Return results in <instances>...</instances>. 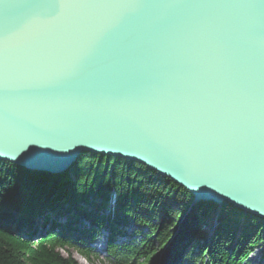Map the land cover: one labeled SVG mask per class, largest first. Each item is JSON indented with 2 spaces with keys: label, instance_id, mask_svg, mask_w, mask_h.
<instances>
[{
  "label": "water",
  "instance_id": "obj_1",
  "mask_svg": "<svg viewBox=\"0 0 264 264\" xmlns=\"http://www.w3.org/2000/svg\"><path fill=\"white\" fill-rule=\"evenodd\" d=\"M85 153L264 220V0H0V160Z\"/></svg>",
  "mask_w": 264,
  "mask_h": 264
},
{
  "label": "trees",
  "instance_id": "obj_2",
  "mask_svg": "<svg viewBox=\"0 0 264 264\" xmlns=\"http://www.w3.org/2000/svg\"><path fill=\"white\" fill-rule=\"evenodd\" d=\"M113 200L115 219L110 226L102 212ZM193 202V195L173 181L114 157L85 153L70 173L59 177L0 160V264H79L61 253L69 249L91 262L88 241L102 229L112 231L110 264H143L145 257L147 264H158L147 257L154 238L164 243L169 230L173 232L185 217L188 234L179 239L177 253L169 249L168 264H250L260 240L264 261V220L228 203L218 208L202 202L192 208ZM214 217V233L208 237L205 227ZM40 219L47 230L37 232ZM84 220L90 231L80 228ZM127 222L147 231L117 245L120 227ZM34 235H39L35 241ZM183 242L191 245L187 253L180 248Z\"/></svg>",
  "mask_w": 264,
  "mask_h": 264
},
{
  "label": "rangeland",
  "instance_id": "obj_3",
  "mask_svg": "<svg viewBox=\"0 0 264 264\" xmlns=\"http://www.w3.org/2000/svg\"><path fill=\"white\" fill-rule=\"evenodd\" d=\"M73 167L69 171L64 173V174H56V175H52V176H58L59 177V176L67 175L68 173L71 172ZM115 203H116L115 200L110 202V204L107 207V209H105L102 212V216L106 217V215H107V217L111 221V222H108L110 224V226H112V224H114L113 221H114L115 217L113 216V212H114L115 206H116ZM194 207L195 206H193L192 208H194ZM192 208H191V210H192ZM241 212H243V211H241ZM245 214H247V213H245ZM61 220H62V222H65L67 219L64 218V219H61ZM183 220H184V222H183ZM41 221L42 220L40 219L37 222L38 227H36L37 229H35L37 232L38 231H43L44 228H46V230H47L46 224H42L41 225L40 224ZM185 221H187V217L182 219L181 225L177 226L176 229L173 232H172L173 228H172V230H169L168 237H166V240H164L165 241L164 243H162L159 238L156 239V237H155L154 241L151 244L152 246L149 249L147 257H149V258H153L154 257L153 259L154 260L157 259L158 264H161V263H159L161 261V258H163V259L166 258L165 259L166 262H165V260L163 262H165V264H168L169 262L167 263V260L170 259V255L168 254L169 249L174 247L175 248L174 252L177 253L176 249H177L178 245L180 244L179 243V239L181 237L183 238L185 233H186V235L188 234L187 223ZM216 221H217L216 217L212 218L211 221H209L210 226H206L205 227V232L208 233V237H211L213 235ZM115 226L120 227L121 225L120 224H115ZM80 228H82V230H84V231H90L91 230L89 222L85 221V220L82 221ZM120 230H122L120 232L121 234L115 240V243L117 245H121L124 242H128L130 240L135 239V235L134 234L136 232L146 233V231H147V229H145V228L136 227L131 222H127L125 225L122 224V226L120 227ZM103 231H104V229L100 230V233L96 232L95 235H94V238L90 239L88 241V246L87 247H88V250L90 251V255L92 256L91 262H88V260L84 259L79 254H77L76 250H74V249H69L66 252L65 251L64 252L61 251V253L64 256H66V257L72 256L79 264H83V263H81L80 259L83 260V261L86 260L85 262H87V264H110L108 262V260H107V258L109 256V249H108V244L109 243H108V240L110 238V234L108 235V233H107L108 230L106 232H103ZM111 233H112V231H111ZM181 234H182V236H181ZM38 237H39V235H34L32 237L33 241H35V239H37ZM136 237H137V240H138L139 237L138 236H136ZM261 243H263V242L260 240L254 245V246H257V245H259V246L256 247L253 250V252H252V254L250 256V258H249L250 264H264V261H262V255H261V251H262V248H263L261 246ZM190 246L189 247L185 246V242H183L181 244L180 248L183 250V252L187 253L188 250L190 249ZM180 255L178 254L177 256H180ZM145 259H146V257H145ZM145 259H143L141 263L147 264Z\"/></svg>",
  "mask_w": 264,
  "mask_h": 264
},
{
  "label": "snow or ice",
  "instance_id": "obj_4",
  "mask_svg": "<svg viewBox=\"0 0 264 264\" xmlns=\"http://www.w3.org/2000/svg\"><path fill=\"white\" fill-rule=\"evenodd\" d=\"M105 35H106V33L100 39L97 40V42L94 46L93 52L96 50H102L105 47V43H106ZM93 52H92V54H93ZM92 54L88 59H91ZM86 61H87V59H86ZM71 87H72V85H65V86L61 87V89L62 90L63 89H69ZM24 163L28 167H59L62 165L63 162L59 161V160L48 158V157L44 156L43 154H36L34 156H29L28 158L24 159ZM196 195H207V193H204V192L196 193Z\"/></svg>",
  "mask_w": 264,
  "mask_h": 264
},
{
  "label": "bare ground",
  "instance_id": "obj_5",
  "mask_svg": "<svg viewBox=\"0 0 264 264\" xmlns=\"http://www.w3.org/2000/svg\"><path fill=\"white\" fill-rule=\"evenodd\" d=\"M195 206H196V205H195ZM168 254H169V252H168ZM165 259H166V258H165ZM165 259L162 258L161 261H160V263L163 264V263H164L163 261H164ZM80 261H81V263H83V264H87V262H85L86 260L83 261V260L80 259Z\"/></svg>",
  "mask_w": 264,
  "mask_h": 264
}]
</instances>
